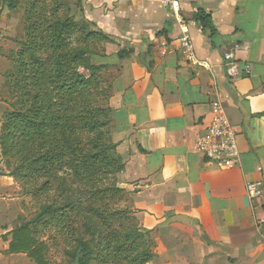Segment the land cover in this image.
Returning a JSON list of instances; mask_svg holds the SVG:
<instances>
[{
    "label": "crops",
    "instance_id": "1",
    "mask_svg": "<svg viewBox=\"0 0 264 264\" xmlns=\"http://www.w3.org/2000/svg\"><path fill=\"white\" fill-rule=\"evenodd\" d=\"M19 1L11 9L0 0V94L22 24ZM176 1L178 18L154 0H76L70 13L111 40L103 60L116 72L110 137L124 163L117 185L154 243L148 264H264V0ZM197 8L212 16L211 40L192 21ZM183 38L193 44L191 59ZM227 52L241 69L234 79L225 73ZM217 103L237 132L240 162L230 170L195 150ZM8 108L0 100V124ZM258 181L263 194L250 201L246 186ZM15 185L4 172L0 197ZM8 202L0 199V212ZM11 231L0 236V264H33L7 252Z\"/></svg>",
    "mask_w": 264,
    "mask_h": 264
},
{
    "label": "trees",
    "instance_id": "2",
    "mask_svg": "<svg viewBox=\"0 0 264 264\" xmlns=\"http://www.w3.org/2000/svg\"><path fill=\"white\" fill-rule=\"evenodd\" d=\"M5 1L11 9L16 6ZM31 9L25 14L31 24L28 42L15 59L14 73L7 76L12 101L1 119L0 158L21 189L47 203L31 222L10 232L7 252L25 254L33 264H50L49 248L39 236V228L49 225L70 241L68 246L78 255L76 264H147L154 249L148 233L135 218L113 228V215L106 214L102 204L106 192L122 191L115 182L124 163L110 137L112 109L96 102L98 67L89 59V44L103 48L111 40L76 21L70 8L36 32ZM192 21L209 40L216 35L212 16L204 9L197 8ZM127 55L123 51L118 58ZM111 96L110 86L108 99ZM79 231L100 239V256Z\"/></svg>",
    "mask_w": 264,
    "mask_h": 264
},
{
    "label": "rangeland",
    "instance_id": "3",
    "mask_svg": "<svg viewBox=\"0 0 264 264\" xmlns=\"http://www.w3.org/2000/svg\"><path fill=\"white\" fill-rule=\"evenodd\" d=\"M75 1L76 0L19 1L20 10L17 11L16 15L19 20H22V24L20 23L16 27L17 29L12 32V51L11 49L9 50L8 69H6V72L2 76V86L4 91H1L2 93L0 94L1 101L6 102V104L12 101V91L10 89V81L7 76L10 73H14L15 59L17 58L20 50L24 49V46L28 42L26 29H28L31 24H29V21L25 18L27 10L32 7L31 10H33V13L31 14V17L35 21L36 32H43L47 26H50V24L53 23L56 17L65 16L66 13H68L69 8L72 11ZM89 48L91 52L89 59L95 66L98 67V71L95 72L97 79L94 88V93H96V102L103 108H110V99H108V96L110 94L111 82L116 74L115 69L99 67L103 66L102 64L104 63L102 58V55L104 56V50L99 44H89ZM4 172H6V169L0 158V176L4 174ZM115 183L116 188L122 191L112 193V195H109L108 192H106L102 195V204L104 206L105 213L113 215V228H119V226L123 224L132 223L135 217H133L130 195L124 192V190L117 185V182ZM15 186L17 188L15 193H7L8 196L4 195L0 197V199L10 200V202L7 203L9 206L8 212H0V236L3 238L6 236L4 235V232L14 230L24 222H31L40 212L42 207L47 203V200L43 197L36 199L35 197L28 195L27 191L21 189L20 185L16 184ZM102 204L100 203L99 205L102 206ZM118 217L120 218L118 219ZM120 219L122 221H119ZM79 225L80 224H78V226ZM39 234L42 238L41 240L44 241L49 248L47 258L50 264H76L78 255L75 253L73 247L68 246L70 242L68 239L66 240L61 236H57L49 225L43 226L42 228L40 227ZM79 234L85 242L90 243L89 245L92 252L95 255L100 256V239L90 233L84 234L82 231H79Z\"/></svg>",
    "mask_w": 264,
    "mask_h": 264
},
{
    "label": "built area",
    "instance_id": "4",
    "mask_svg": "<svg viewBox=\"0 0 264 264\" xmlns=\"http://www.w3.org/2000/svg\"><path fill=\"white\" fill-rule=\"evenodd\" d=\"M163 8L169 9L176 18L179 17V3L176 0H154ZM182 47L188 58H193L194 47L188 38L181 40ZM238 49V48H236ZM165 50L160 51V55H165ZM224 68L229 79H234L240 75L241 69L231 52L224 53ZM195 150L204 160L213 164L217 169L230 170L240 162V152L237 146V132L226 117L221 104L214 105V115L195 143ZM260 171V169H258ZM263 194L262 182H252L246 186V196L250 201L260 198Z\"/></svg>",
    "mask_w": 264,
    "mask_h": 264
}]
</instances>
